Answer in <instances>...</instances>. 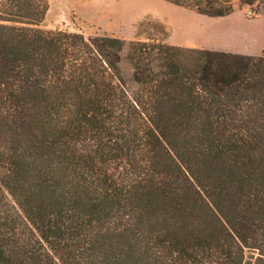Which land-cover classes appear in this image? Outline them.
<instances>
[{"label": "trees", "instance_id": "trees-1", "mask_svg": "<svg viewBox=\"0 0 264 264\" xmlns=\"http://www.w3.org/2000/svg\"><path fill=\"white\" fill-rule=\"evenodd\" d=\"M47 11L0 0V264H264V49L45 31Z\"/></svg>", "mask_w": 264, "mask_h": 264}, {"label": "rangeland", "instance_id": "rangeland-1", "mask_svg": "<svg viewBox=\"0 0 264 264\" xmlns=\"http://www.w3.org/2000/svg\"><path fill=\"white\" fill-rule=\"evenodd\" d=\"M48 11L37 28L45 31H67L82 33L85 37L105 34L126 41L161 42L165 44L186 43L191 36L182 28L188 24H197L206 31L241 30L255 33L253 55H261L264 49V6L258 0H234L233 14L223 18L199 16L195 21L190 14L195 13L184 8L158 0H47ZM248 2V3H247ZM173 17L166 22L161 16ZM197 14V13H195ZM249 20L243 25L241 20ZM242 23V24H241ZM173 24V25H172ZM175 24V25H174ZM171 28L169 29V27ZM201 49L222 51L231 41L225 36L203 35L200 38ZM240 48V46H237ZM241 45V49H243ZM216 48V49H214ZM199 49V48H197ZM250 256L249 253L246 254Z\"/></svg>", "mask_w": 264, "mask_h": 264}, {"label": "crops", "instance_id": "crops-1", "mask_svg": "<svg viewBox=\"0 0 264 264\" xmlns=\"http://www.w3.org/2000/svg\"><path fill=\"white\" fill-rule=\"evenodd\" d=\"M159 3H164V1L162 0H158ZM166 3V2H165ZM168 4V3H167ZM171 5V4H170ZM163 16H161L166 22H171L173 21V17H171L170 15H165L163 12H161ZM199 14H195L192 13L190 14V17L193 18L195 21H201L202 18L198 17ZM234 15V14H231ZM201 16V15H199ZM202 17V16H201ZM243 22V25L246 24L247 21L249 20H241ZM242 24V23H241ZM173 25V24H172ZM169 27V29L171 28V26ZM175 25V24H174ZM182 28V30L184 29L187 33L188 36L192 37V40H188V42L186 43H182V44H178V43H169L168 45H172V46H180V47H190V48H199L201 49L200 45V38L201 36L205 35H210L211 37H215V36H225V38H228L232 45H230L229 47H222L220 49H222V51H226V52H231V53H236V54H243V55H250V56H257V55H253L256 53H253V47L255 46V33L252 31H241V30H226L224 32H219V31H206L204 30L202 27H198L197 24H188L186 27H182V26H177V28ZM241 45H243V49H241ZM237 46H240V48H238ZM205 49H211L209 47H204ZM216 49V48H214Z\"/></svg>", "mask_w": 264, "mask_h": 264}]
</instances>
